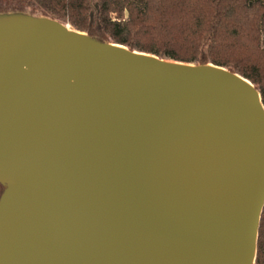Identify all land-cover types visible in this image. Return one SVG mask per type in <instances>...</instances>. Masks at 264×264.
<instances>
[{"label":"water","instance_id":"water-1","mask_svg":"<svg viewBox=\"0 0 264 264\" xmlns=\"http://www.w3.org/2000/svg\"><path fill=\"white\" fill-rule=\"evenodd\" d=\"M0 186V264H254L260 92L0 13Z\"/></svg>","mask_w":264,"mask_h":264},{"label":"trees","instance_id":"trees-1","mask_svg":"<svg viewBox=\"0 0 264 264\" xmlns=\"http://www.w3.org/2000/svg\"><path fill=\"white\" fill-rule=\"evenodd\" d=\"M160 58L212 63L247 78L264 106V0H0ZM254 264H264V206Z\"/></svg>","mask_w":264,"mask_h":264},{"label":"flooded vegetation","instance_id":"flooded-vegetation-1","mask_svg":"<svg viewBox=\"0 0 264 264\" xmlns=\"http://www.w3.org/2000/svg\"><path fill=\"white\" fill-rule=\"evenodd\" d=\"M2 188H1V186H0V190H1Z\"/></svg>","mask_w":264,"mask_h":264},{"label":"rangeland","instance_id":"rangeland-1","mask_svg":"<svg viewBox=\"0 0 264 264\" xmlns=\"http://www.w3.org/2000/svg\"><path fill=\"white\" fill-rule=\"evenodd\" d=\"M2 189L0 190V193H1Z\"/></svg>","mask_w":264,"mask_h":264}]
</instances>
